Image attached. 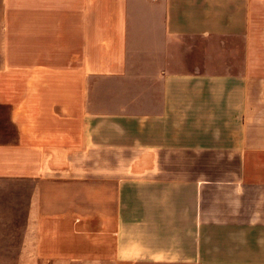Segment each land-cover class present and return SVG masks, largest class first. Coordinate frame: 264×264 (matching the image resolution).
I'll use <instances>...</instances> for the list:
<instances>
[{
    "label": "crops",
    "instance_id": "obj_1",
    "mask_svg": "<svg viewBox=\"0 0 264 264\" xmlns=\"http://www.w3.org/2000/svg\"><path fill=\"white\" fill-rule=\"evenodd\" d=\"M0 180L46 262L264 264V0H0Z\"/></svg>",
    "mask_w": 264,
    "mask_h": 264
},
{
    "label": "rangeland",
    "instance_id": "obj_2",
    "mask_svg": "<svg viewBox=\"0 0 264 264\" xmlns=\"http://www.w3.org/2000/svg\"><path fill=\"white\" fill-rule=\"evenodd\" d=\"M32 188L29 181L0 180V264H63L54 256L46 262L35 252V237L25 238Z\"/></svg>",
    "mask_w": 264,
    "mask_h": 264
}]
</instances>
